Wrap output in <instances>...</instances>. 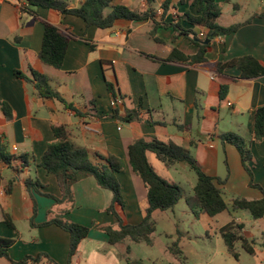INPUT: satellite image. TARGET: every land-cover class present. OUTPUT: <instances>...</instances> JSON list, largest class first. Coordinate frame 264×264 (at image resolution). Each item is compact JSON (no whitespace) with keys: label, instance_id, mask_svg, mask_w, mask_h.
<instances>
[{"label":"crops","instance_id":"crops-1","mask_svg":"<svg viewBox=\"0 0 264 264\" xmlns=\"http://www.w3.org/2000/svg\"><path fill=\"white\" fill-rule=\"evenodd\" d=\"M82 1L67 0L68 8H79ZM165 1L154 0L152 7L157 11ZM192 1L169 0L164 23L170 24L174 18H181L186 13L196 14V8L190 6ZM215 1L219 5H231L232 10L234 4L239 6V11L231 12L228 23L222 21L221 14L218 19L221 27L241 26L233 34L213 37L207 62L190 65L157 60L167 59L173 49L186 56L198 52L191 38L178 35L173 39L174 30L170 26L156 28L154 35L160 41H155L150 34L153 23L148 20L120 19L109 29L86 28L84 21L75 16L45 8L35 9L32 16L20 11L18 0H0V141L7 153L17 158L10 164L0 161V238L13 240L8 251L12 261L47 255L55 264H67L69 233L54 224L44 225L51 219L89 229L72 264H127L121 255L127 246L129 256L137 248L138 244L129 240L110 245L107 235L99 230L103 226L117 228V219L105 212L112 201V193L101 189L93 177L73 185V202L61 204L47 196L61 198L55 176L39 166L47 146L55 139L53 127L58 126L67 127L73 144L85 148L94 164L100 162L99 156L113 155L122 160L123 167L116 178L127 223L139 224L147 206L146 188L128 162V147L138 139L171 141L188 150L205 174L224 181L219 188L229 209L214 217L201 214L199 219L188 209L194 222L212 223L211 230L217 236L221 227L234 221L244 226L241 235L254 242V249L264 250V226L258 225L264 218L254 220L248 211L230 210L234 199L253 201L262 198L264 142L255 140L252 127L255 109L264 105V76L240 79V71L234 66L225 69L223 74H217L214 69L217 63L245 56L264 64V0H260L261 6L245 19H240L241 7L234 0L231 3ZM112 4L124 5L133 11L147 9L145 0H112ZM109 12L107 9L105 14ZM156 15V21L160 22L161 16L157 12ZM180 22L183 29L197 35L207 32L199 26L192 27L184 19ZM44 24L53 25L72 37L59 69L43 64L38 58ZM91 45L93 50H90ZM16 70L30 79L32 71L48 78L51 88L81 114L65 109L58 101L39 97L33 83L15 76ZM107 83L115 86L116 95L120 97L115 105ZM222 85L228 86L223 101L219 99ZM4 105L10 110L11 119L4 114ZM114 108L118 119L113 116ZM132 110L138 111L140 120L124 122L122 119L127 111ZM223 114L227 116L222 118ZM224 119L227 123L222 126ZM226 132L237 133L246 140L251 153L248 165L252 182L259 188L250 186V177L237 149L219 140L218 135ZM149 154L152 153H147L148 161L157 173ZM162 166L167 175L190 168L184 162L170 168ZM26 179L39 181V192L27 190ZM196 180L195 176L192 190ZM183 202L186 204L185 198ZM179 204L180 201L171 210L155 211L152 218L156 225L163 222L173 231L179 220L176 211ZM4 215L9 216L14 228L4 224ZM172 231L165 232L167 238H173ZM167 247L166 252L175 262H180ZM0 264L11 263L0 258ZM39 264L53 263L43 257Z\"/></svg>","mask_w":264,"mask_h":264},{"label":"trees","instance_id":"trees-1","mask_svg":"<svg viewBox=\"0 0 264 264\" xmlns=\"http://www.w3.org/2000/svg\"><path fill=\"white\" fill-rule=\"evenodd\" d=\"M20 3V11L29 15H35V9L45 8L56 10L61 14L71 15L82 19L86 28L96 27L97 29L112 28L117 20H127L130 22L151 21L153 29L150 34L155 41H160L155 37V30L158 27H172L174 30L173 39L178 35L191 38V42L198 47V52L192 56H186L177 49H173L170 56L165 59H157L159 62H184L190 65L202 64L207 62L206 55L209 52L210 41L205 44L206 39H212L214 34L223 32L225 35L235 33L241 24H235L227 28H223L218 24V19L222 14L219 4L215 0H193L191 7L196 8V14L186 13L183 17H176L170 24L164 23L163 19L168 10L169 0H166L161 5L162 14L160 22L156 21V10L152 7L154 0H145L147 9L145 11H133L124 5H113L112 0H83L79 8H68L67 0H18ZM226 3H231V0H225ZM109 9L110 12L105 14ZM239 11V6L233 5V12ZM184 19L192 27L199 26L207 32L204 38L195 34L191 30L183 29L180 20ZM250 21V20H248ZM247 21V22H248ZM72 37L62 33L57 27L44 24V33L42 45L38 54L39 60L48 66L59 69L61 68L65 55L68 49L69 42ZM94 46H90L93 50ZM155 59V58H154ZM236 67L240 71V79H253L264 76V64L253 57L245 56L237 58L225 63H217L215 72L223 74L225 69ZM15 76L26 82L34 84L36 93L41 98L51 99L60 102L65 109H70L76 115L81 113L68 104L59 93L54 91L49 83L48 78L32 71V79L23 75L19 71H14ZM107 88L111 93L114 104L117 103L115 86L112 83H107ZM228 93V86L222 85L219 90V99L225 100ZM3 112L8 119L12 118L10 110L4 105ZM113 116L119 118L117 110L114 108ZM124 122H132L140 120L138 111H127L126 116L122 119ZM148 124H154L148 122ZM54 141L51 142L39 163V166L45 170L47 174L55 176L58 185L61 189V198H53L57 203L73 202L72 187L75 183L87 177H93L97 185L104 190L112 193V201L106 209V213L114 216L117 219V228L111 226L99 227V230L104 232L108 237L110 245H117L129 240L133 243H145L148 246H153V234L156 232V222L152 218L155 211H167L173 209L183 197V189L175 183H170L160 177L150 165L147 153L154 154L155 158L164 164L166 168H170L178 163H186L196 176V184L193 187L192 194L185 198L187 208L192 215L199 219L201 214L209 217H214L227 209L228 205L222 197V191L219 188L224 184V181L219 178H214L205 174L197 161L192 157L190 152L173 142H163L158 139L146 141L144 139L135 140L128 147V162L133 173L142 180L147 192V206L143 210L142 221L137 225H131L125 221L123 210L124 201L121 195L120 184L116 178V174L122 169L123 162L121 159L113 156H99V163L94 164L85 148L76 147L70 139V133L65 126L53 127ZM252 134L256 141L264 142V105L258 107L254 111V121ZM222 144L233 145L241 158L243 168L250 177V186L259 188L252 182V171L248 165L251 160V153L248 149L246 140L239 134L234 132H226L218 135ZM17 161L16 157L9 155L5 146L0 141V161L5 164H10L12 161ZM25 164V158H21ZM41 186L37 180L26 179L25 188L27 190L34 189L37 192ZM262 198L259 200L249 201L246 199L232 200L230 210L232 212L248 211L254 220L264 218V190L260 188ZM3 222L9 228H14V225L9 216L4 215ZM54 224L62 230L69 233V251L68 262L72 264V259L75 256L78 247L83 239L89 233V229L85 226L63 221L60 219H51L44 225ZM244 226L231 221L219 230V235L222 238L226 247L227 253L235 260L239 259L237 245L248 254H255L254 242L245 239L241 233ZM178 235V233H177ZM178 238L167 247L176 259L184 264L182 259V251L179 247ZM13 245V240L0 238V258H4L11 264H39L45 257L49 263L55 264L47 255H39L37 257H24L19 262H14L9 258L8 251ZM130 248L126 247L121 255L127 264H145L141 259H132L129 256Z\"/></svg>","mask_w":264,"mask_h":264},{"label":"rangeland","instance_id":"rangeland-1","mask_svg":"<svg viewBox=\"0 0 264 264\" xmlns=\"http://www.w3.org/2000/svg\"><path fill=\"white\" fill-rule=\"evenodd\" d=\"M234 2L241 7L240 19L247 18L251 12L261 6L260 0H234ZM220 6L222 8V21L224 23L230 22L231 12L233 11L232 6L224 3ZM225 111L228 112L227 109ZM224 116L227 115L223 114L222 118ZM226 121L227 119L221 121V125L224 126L227 123ZM148 156L161 177L178 184L183 189V197L178 208H176L179 220L176 222V226H173V231L169 227H165L163 222H158L154 235L155 245L149 247L144 243L138 244L133 254L130 255L131 258H141L146 262L143 261L145 264H151L149 260L156 261L157 264H183L182 262H175L174 258L165 250L166 246L171 245L179 238V247L182 251L181 261L186 264H264V250L257 247L255 248V254L250 255L238 245L239 259L235 260L227 253L221 237L219 235L215 236L213 229L211 230L212 223L194 222V218L189 214L186 204H183L184 198L192 193L193 182H195V174L190 168H187V170L179 169L178 172L173 171L171 175H167L162 168V164L155 159L154 154ZM192 222L193 224H191ZM258 223L259 226H264V221ZM207 230L208 232H206ZM169 231L173 232V238L166 237L165 232ZM208 235L211 237H207Z\"/></svg>","mask_w":264,"mask_h":264},{"label":"water","instance_id":"water-1","mask_svg":"<svg viewBox=\"0 0 264 264\" xmlns=\"http://www.w3.org/2000/svg\"><path fill=\"white\" fill-rule=\"evenodd\" d=\"M223 35H224L223 32H218V33L214 34L213 37H222ZM209 41H210V39H206V40L204 41V43H205V44H208Z\"/></svg>","mask_w":264,"mask_h":264},{"label":"built area","instance_id":"built-area-1","mask_svg":"<svg viewBox=\"0 0 264 264\" xmlns=\"http://www.w3.org/2000/svg\"><path fill=\"white\" fill-rule=\"evenodd\" d=\"M156 12H157L158 15H161V13H162L161 8H159ZM199 36H200L201 38H204V37H205V34L202 32V33L199 34ZM113 104H114V103H113ZM114 105H115V104H114ZM14 150H16V148H14Z\"/></svg>","mask_w":264,"mask_h":264}]
</instances>
